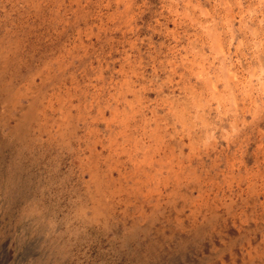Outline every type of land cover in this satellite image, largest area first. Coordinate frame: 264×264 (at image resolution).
<instances>
[{"label":"clouds","instance_id":"1","mask_svg":"<svg viewBox=\"0 0 264 264\" xmlns=\"http://www.w3.org/2000/svg\"><path fill=\"white\" fill-rule=\"evenodd\" d=\"M0 147L21 250L264 264V0H0Z\"/></svg>","mask_w":264,"mask_h":264},{"label":"rangeland","instance_id":"2","mask_svg":"<svg viewBox=\"0 0 264 264\" xmlns=\"http://www.w3.org/2000/svg\"><path fill=\"white\" fill-rule=\"evenodd\" d=\"M11 147H0V161L7 162L10 158ZM10 206L7 212L4 213V218L0 221L3 227H0V264H25L29 256L43 257L44 264H55L56 255L54 250L49 252L48 241L42 234L36 235L25 248L21 250L18 246L17 240L14 238L17 233L31 232V221H25L19 225L16 224V205L9 201ZM119 235L121 229L115 230ZM233 232L235 230H232ZM51 249V248H50ZM51 256V259L49 257ZM66 264V262H65Z\"/></svg>","mask_w":264,"mask_h":264},{"label":"bare ground","instance_id":"3","mask_svg":"<svg viewBox=\"0 0 264 264\" xmlns=\"http://www.w3.org/2000/svg\"><path fill=\"white\" fill-rule=\"evenodd\" d=\"M49 245V244H48ZM50 247V245H49V252H51V251H53V249ZM40 258V260H39V264H44V259H43V257H39Z\"/></svg>","mask_w":264,"mask_h":264}]
</instances>
